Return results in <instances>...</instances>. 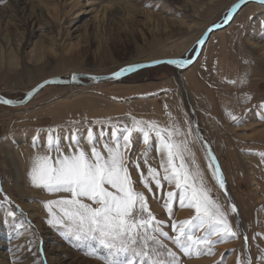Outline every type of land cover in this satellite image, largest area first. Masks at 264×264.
Here are the masks:
<instances>
[{"label":"rangeland","instance_id":"374dc122","mask_svg":"<svg viewBox=\"0 0 264 264\" xmlns=\"http://www.w3.org/2000/svg\"><path fill=\"white\" fill-rule=\"evenodd\" d=\"M237 1L0 0V93L22 99L52 76L104 75L157 58H190L204 31L222 23ZM133 116L160 126L175 122L185 132L191 127L181 139L188 141L212 197L239 227V237L215 243L214 254L191 258L165 239L180 264H264V4L256 2L213 32L197 61L183 70L162 64L118 81L49 85L24 106L0 104V264H105L100 253L86 254L98 247L95 242L77 241L48 224L44 202L70 194L33 187L30 166L50 135L64 152L76 139L89 151L90 131L102 146L114 126H131ZM205 146L219 164L224 189L212 175ZM145 149L149 164L163 174L159 140L153 135L146 145L134 133L130 157ZM141 170L147 172L143 163ZM131 171L136 190L175 235L171 219H189L194 211L174 202L170 218L162 197L176 191L174 185L163 182V189L153 185L149 192L139 172Z\"/></svg>","mask_w":264,"mask_h":264},{"label":"snow or ice","instance_id":"6c2138e0","mask_svg":"<svg viewBox=\"0 0 264 264\" xmlns=\"http://www.w3.org/2000/svg\"><path fill=\"white\" fill-rule=\"evenodd\" d=\"M260 2L264 3V0ZM225 19H232L231 12ZM203 43V39L198 41V44ZM191 62L190 58L168 61L177 65ZM137 67L143 65H133L113 75L119 77ZM53 82L45 81L38 85L27 94L28 97ZM229 82L236 83L235 80ZM0 103L10 105L15 101L0 98ZM229 116L237 119L231 113ZM130 119L131 126H114L110 138L102 146L100 138L90 131L86 141L89 151L76 139L69 145L70 150L64 152L58 138L50 135L45 150L34 154L29 172L32 186L53 194H70L44 202L50 216L48 224L77 241L95 242L98 247H91L86 254L96 256L100 253L99 258L105 264H180L177 253L164 243L165 239L191 258L202 252L214 254L215 243L238 238L239 227H233L228 210L212 197L188 141L181 139L191 134V127L185 132L175 122L160 126L156 121L138 120L134 116ZM134 133L141 135L146 145H150L153 135L159 140L163 174L149 164L148 149L135 160L130 157ZM34 146L39 147L35 141ZM205 147L209 167L214 169L212 175L224 189L225 180L219 164L214 163L216 158L211 149ZM142 163L147 166L146 173L141 170ZM132 169L139 172L140 182L149 192L153 191V185L157 190L163 189V182L174 185L176 191H168L166 198L162 197L170 218L173 217L174 202H178L181 208L194 211L189 219H171L169 227L175 235L164 230L167 222L156 218L144 192L136 190ZM230 211L238 215L235 204L230 205ZM8 215L15 217L16 212L9 211ZM200 231L204 234L197 235ZM213 237L217 239L213 240Z\"/></svg>","mask_w":264,"mask_h":264},{"label":"water","instance_id":"95a60500","mask_svg":"<svg viewBox=\"0 0 264 264\" xmlns=\"http://www.w3.org/2000/svg\"><path fill=\"white\" fill-rule=\"evenodd\" d=\"M254 1L260 2V0H238L237 2H235L231 6V8L229 10V12H231L232 19L226 20L224 18V21L222 23H216V24L210 25L204 31V33L201 35L200 39L198 40V41H200L201 39H203L204 43L203 44H198V42H197V46H196V49L194 51V54L192 55V57H190L192 62L189 63V64L177 65V64L168 63V61H171V60H181V59L187 60L189 58L163 57V58H157V59H153V60H150V61H144V62H139V63H135V64H131V65L125 66V67H123L121 69L130 67V66H133V65H143V67H137L134 71L125 72L119 77H116L113 74L117 73V72H120L121 69H119V70H117V71H115L113 73L104 74V75H96V74H92V73H78V72H74L69 77L52 76V77H49V78L39 82L34 87H32L30 90H28L26 92L25 96L22 99H12V98H9V97H7V96H5V95L0 93V98L15 101V103L10 104V105L9 104H4V103H0V104L11 106V107L24 106V105H27L35 97V95L37 93H39L43 88H45L46 86H49V85H73V84L93 85L95 83H101V82H106V81H118V80H121L122 78H124V77H126V76H128V75H130L132 73H135L137 71H140V70H143V69H147V68H151V67H155V66L162 65V64L172 65V66L176 67L179 70H183V69H185L187 67H190L191 65H193L197 61V59L201 55V52H202L205 44L208 42V40H209V38H210V36L212 35L213 32L219 31V30L227 27L233 21L234 17L238 13V11L246 3L254 2ZM262 4H264V3H262ZM237 5H238V7H236ZM209 29H211V31H209ZM74 76L76 77L75 79H73ZM93 77H96V79H93ZM45 81H55V82L46 84L42 89H40L32 97L29 98L27 94L29 92H31L33 89H36L38 87V85L44 83Z\"/></svg>","mask_w":264,"mask_h":264},{"label":"bare ground","instance_id":"6f19581e","mask_svg":"<svg viewBox=\"0 0 264 264\" xmlns=\"http://www.w3.org/2000/svg\"><path fill=\"white\" fill-rule=\"evenodd\" d=\"M254 2H256V3H260V2H258V1H254Z\"/></svg>","mask_w":264,"mask_h":264}]
</instances>
